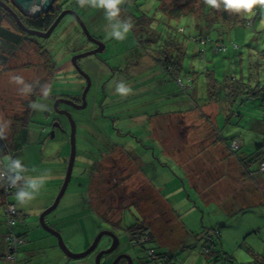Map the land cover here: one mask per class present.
<instances>
[{
	"label": "rangeland",
	"instance_id": "1",
	"mask_svg": "<svg viewBox=\"0 0 264 264\" xmlns=\"http://www.w3.org/2000/svg\"><path fill=\"white\" fill-rule=\"evenodd\" d=\"M128 1V9L135 14L148 13L154 18L156 27L171 31L173 27H183V31L188 34H191L189 29H196L193 15L178 18L164 16L159 0ZM57 3L63 9L74 10L90 34L105 46L102 51L79 59L91 83L86 93L85 107L70 108L76 124L75 160L70 181L57 207L44 217L46 223L60 232L66 246L73 253L85 250L99 231L112 230L119 244L111 252L102 255L101 264H109L120 253L130 255L132 264H160L149 262L150 257L139 252L138 246L132 245L121 227L134 222L135 218L144 213V209L148 210L146 206L149 205L151 211H154L153 215H156V225L163 228L156 233L159 243L177 242L181 238L178 236L180 230L186 237L188 235L184 231L204 229L206 232L209 229V235L215 229L220 232L221 246L217 248L221 256L217 261L213 258L216 253L206 254L204 251L205 240L192 239L188 247H180L177 251L175 248L170 249L174 254L173 263L263 264L264 174L257 175L256 179L246 178L241 181L239 163L224 145L234 147L231 137L236 134L242 139L236 154L247 156L255 149V143L263 138L260 130L263 122L258 119L261 108L264 109L263 96L250 100L245 98L244 93L236 97L232 104L227 96V85L232 82L233 75L242 78L249 87L264 85V12H258L257 16L246 20L244 25L221 27L222 33L217 37L225 43H237L240 47L236 50L229 48L217 53L208 44L201 41L192 43L181 33L177 34L187 49L181 73L183 84H180L170 79L157 62L136 46L132 31L124 41L110 39L103 10L81 8L76 0H58ZM68 21L67 27L70 29L66 33L63 29ZM78 27V22L70 14H65L48 37H31L41 46H46L54 62L51 79L49 62L40 58L30 44L23 45L15 60L10 61L9 67L0 72V123L12 145V154L7 153L1 161L9 155L18 157L28 169V175H39L47 171L52 177L30 205L20 206L15 200V194L10 195V200L27 215L23 223L13 226L19 232L27 230L26 240L18 248L15 264H95V249H105L110 242L107 235H102L93 251L80 258H69L59 248L56 237L39 224L41 211L51 204L60 190L71 151V121L67 114L52 109L53 99L63 97L78 101L85 78L77 73L72 64V49L81 53L94 46L84 32H77ZM209 34L212 37L217 35L216 31ZM200 47L201 52L198 53ZM189 54L192 56L189 57ZM187 63L191 65L189 72H185ZM15 77H21L25 84L33 86L32 92L41 94L50 80L47 88L50 89L49 95H36L32 101V105L36 104L38 108L47 105L48 110L39 111L32 107L31 117L26 127H23L24 130L20 126L18 128L14 121L21 116L27 100L31 98L30 94L21 91L24 85L18 84ZM120 81L127 83L134 94L118 100L115 86ZM41 83H44L42 88ZM209 83L214 88H210ZM121 109L122 112H119ZM160 114L163 117L170 114H176L179 118L182 116L181 124L189 125L186 129L181 126L174 134L171 129L170 136L168 133L161 135L165 142L171 139L174 141L175 138L183 140L178 154L182 158V166L161 153L148 129L150 121L158 119ZM177 121L175 124H178ZM210 124L213 125L212 130ZM215 126L221 138L219 141H216V131H213ZM152 130L157 131L156 127ZM185 130L189 131V135L194 133L198 136L192 139L190 135L184 140ZM200 137H205V140L198 142ZM113 148L122 154V158L118 154H115V158L126 169L130 168V157L137 156L138 170L142 168L162 200H165L163 197L168 198L165 203L173 209L172 214L174 211L178 214V221L184 225L183 230L171 220L169 210L163 212V206L157 209L160 201H154V190H151L144 178H140V172L133 173L125 181L128 190L131 186L137 190L134 192L136 200H139V211L135 207L124 210L118 227L111 226L97 213H93L89 174L99 170L92 184L99 187L102 184L98 189L101 191L96 195V203L101 211L102 206H105L107 186L106 179H99V175L108 173L109 179L113 181L127 171L121 168L119 171V166L110 168L111 158L108 160L106 156L107 151ZM95 162H99L98 169ZM203 163L211 174L200 175L202 181L198 183V170ZM250 168H255L254 163ZM227 172L236 176L237 181L228 178L225 175ZM118 215L112 217L117 219ZM7 230L5 213L1 207L0 264H14L1 254ZM188 242L189 238L185 244ZM170 246L174 247L173 244ZM117 264H125L124 259H119Z\"/></svg>",
	"mask_w": 264,
	"mask_h": 264
},
{
	"label": "trees",
	"instance_id": "2",
	"mask_svg": "<svg viewBox=\"0 0 264 264\" xmlns=\"http://www.w3.org/2000/svg\"><path fill=\"white\" fill-rule=\"evenodd\" d=\"M1 1L7 4L13 11L16 12L17 16L20 19L19 21L23 26L35 30H47L48 27L55 20L57 15L60 13V11L63 9V6L61 4H58L57 3L58 0H56L54 2L53 7L49 11L41 12L38 16L32 17L22 12L14 4L12 0H1ZM126 1L129 3L128 0ZM159 4H160L159 6L160 9L164 12L163 15L166 16L167 18L168 17L178 18L187 15H193V17L196 19V24H195L196 29L194 28L189 29V32L191 34H188L183 31L182 29L183 27L181 28L182 30L179 29L178 26L173 27L171 28L173 31L165 30L163 27H156L154 26V22H155L154 18H152L148 13L140 12L139 14L137 13L135 14L134 12H132L130 9L127 8L126 3L121 6L122 7L121 18L131 19L134 25L131 31L133 33L136 46L140 47L145 54L149 55L155 62H157V64H159V66L165 71V73L169 75L170 79L176 80L180 84H183L181 79V73L184 68L183 59L184 56L187 54L186 53L187 49L186 47H184L183 42L178 39L177 34L179 35L181 33L182 36L187 37L188 41L192 43L196 41H201L203 44H208L217 53L228 50L229 48L236 50L240 47L237 43L233 41H230L229 43H225L224 40H221L217 36L222 33L221 31L222 26L234 27L235 25L238 24L244 25L246 23V20H241L236 16L229 15L227 12H217L213 9H210L202 3V0H159ZM166 21H167L166 24H168V20ZM68 23L69 21L64 25L63 32L68 33V30L70 29V27H67ZM79 31L81 32L83 31L81 27L77 29V32ZM211 31H216L217 35L215 37H212V35L209 34ZM32 36H36V35L30 34L24 29H22L20 24L16 21L15 17L11 14V12L5 9L0 4V72L5 70L7 66L9 67L10 61L15 60L17 54L19 53V50L23 45L30 44L31 46H33V48H35V51L39 54L40 58H45L49 62L50 64L49 73L51 79L52 68H54V62L51 61L46 46L44 47L41 46L39 42H36L35 39L31 38ZM86 38L88 37L86 36ZM200 49L201 47L199 48L198 53L201 52ZM72 52H74L73 49ZM190 55L192 56V54H189V57ZM185 65L187 66V70L185 72H189V68L191 66L190 63H187ZM98 73L101 74V72ZM208 75L209 73H207V76ZM212 79L215 80V78ZM209 81L211 82V80ZM41 82L43 81L41 80ZM49 83L50 80L48 82V85H46L43 88V92L45 91V89L49 87ZM51 85L52 84H50V86ZM43 86L44 83H41L40 88H42ZM209 87L214 88V85H210L209 83ZM227 90L229 91L227 96H229L228 98L231 99L232 104L235 103L236 97L244 93H246L245 98L247 99L255 100L256 96L261 95L263 96L262 99L264 101V93H261L264 90V85L257 84L255 87H249L248 85L246 86L245 82L242 81V78L240 77L237 78L234 75L232 82H230L229 85H227ZM42 94L37 91H33L30 93L29 98L31 99L27 100L25 108L21 113V116L17 117L16 120L14 121L15 123H17L18 128L20 126L22 130H24L23 127H26L27 122L31 117L33 98L36 95H42ZM132 94H134V90H132ZM132 94H130L129 96H131ZM117 97L118 100L126 98L120 95H117ZM133 97H136V95ZM262 105H264V102L262 103ZM119 112H122V109L119 110ZM258 116H259L258 119L263 122V126L261 124L260 127L261 131L263 132V138L261 141L255 143V149H254L255 151L253 150L247 156H245L244 154L241 155L236 154L237 150L240 149L242 143V139L239 138L238 135L236 134L232 135L231 137L234 147L231 148L230 145L228 146V144L224 145L230 151V153L236 157V160L239 163V168L241 171L239 177L241 181L242 179L244 180L246 178L256 179L257 175L264 174V109L261 108L260 115ZM151 122H153V119L150 121V123ZM0 128H3L1 123H0ZM179 128L181 127L178 126L177 130H179ZM212 128L213 125L210 124V130H212ZM118 131H120L119 128ZM213 131H216L215 133L218 138L216 141H219L221 138L218 135L216 126H215V130ZM182 137L183 136H181V138ZM183 139L186 140L187 136L185 138L183 137ZM203 141L201 140L199 142H203ZM7 153L12 154V145L9 142L8 136L6 135V139H0V161ZM115 154H118L120 157L122 155L119 151L115 150L114 148L111 149L110 151H107L106 157H108V160L109 158H111L110 159L111 162L113 161L112 159L117 161V162L114 161V163H116L115 165H113V163H110L112 164L110 168L112 166H119L118 167L119 171L120 168L123 171L126 170L127 171L125 175H121V178L117 179L118 183L112 181L111 182L108 181V184L106 183V185L110 187L108 186L106 187L107 192L104 199L105 206L104 207L102 206L101 211L99 210L98 204L96 203V195L101 190H98L99 188L95 186L93 187L92 185L93 177L96 176V173L99 170H94L95 172L89 174L88 177V179H90L89 190L91 191V208H93L92 210L93 213L95 214L97 213L102 219H105L106 222L109 223L111 226L118 227V225L120 226V223L122 222V214L124 210H127L131 207H135L139 211V209L137 208V205H139L137 202L139 200H136L137 197L134 192L137 190L133 188L134 186L129 187L130 189L128 190L127 182H125L135 172H140L142 174L140 178L142 179L144 178L146 180L147 185H149V187L151 188V190H154V194H155L154 201H160V204H157V209L163 206V212H167V210H169L170 213H172L173 209L170 208L169 204L165 203L167 199L163 197V199L165 200H162L159 193L156 192V190L154 189V186L150 184L149 182L150 179H148L145 173H143L144 171L142 170V168L140 167L141 171L138 170L136 165V163L138 162L137 156L135 155L133 157H130V159H132L128 161V163H131L129 165L130 168L126 169L125 166H121L118 163L119 159L117 160V158H115ZM97 163L95 164V166L98 169ZM253 163L255 165V168L251 169L250 167L252 166ZM106 166L108 167V164ZM225 175L228 178H231L232 176L231 174L228 175V172ZM99 176L101 177V175ZM233 181H235V179ZM16 191L17 189L15 188L0 186V208L3 207L6 218V225L8 228L7 234L3 238V244L1 245L3 247L1 254L6 260L12 261L14 264L16 259L18 258L17 256L18 248L21 244L24 243V241L26 240L25 237L27 235V230L24 229V231L19 232L16 231L15 228H13V226L15 227L18 223L20 222L23 223L27 216L26 214H24L22 209L18 208L16 204L10 200V195L15 194ZM235 191H237L236 188ZM48 203H50V201ZM10 207H12L13 210L10 211L9 210ZM146 208H148V210L144 209L143 210L144 213L139 217L135 218L136 220L134 222H131L128 225H124L121 227L123 228L125 234L128 235V240L132 243V245L138 246L139 252H142V254H145L150 257L149 262L154 261L155 263L157 262L160 264H171V263L175 264L172 262V260H174V254L173 252L170 251L171 246L166 245V248L161 247V245L159 244V239L156 236V233L163 230V228L160 227L159 225H156V221H155L156 215H153L154 211H151L149 205H147ZM117 213H119V215L117 219H114L112 215L115 216ZM175 216L176 219L178 220V214H176ZM153 221L155 223H152ZM181 225L183 230L184 225L182 223ZM184 232L188 236L186 237L183 234H180L181 242H178L180 244V247L182 248L188 247L191 244L192 239L196 241H199V239L200 240L203 239L205 240L206 243L203 246L204 251H206V254L216 253L213 258L215 261L219 259L221 253H220V249H218L217 246H221V238H220V232L217 229L213 230V233L210 235L208 234L209 229L206 232L204 229L195 230V232L194 231L191 232L184 231ZM103 235H107V234H103ZM109 237L111 238V236ZM188 238L190 242L185 244ZM111 242H112V238H111ZM174 250L177 251L178 249H174ZM256 254L259 255L258 253ZM227 256L230 257V255L228 254ZM142 257L144 258L143 255ZM124 261L125 264H127V259H124Z\"/></svg>",
	"mask_w": 264,
	"mask_h": 264
},
{
	"label": "clouds",
	"instance_id": "3",
	"mask_svg": "<svg viewBox=\"0 0 264 264\" xmlns=\"http://www.w3.org/2000/svg\"><path fill=\"white\" fill-rule=\"evenodd\" d=\"M76 3L81 8L103 10L108 22L107 35L110 39L124 41L134 27L130 18H121V6L126 3V0H76ZM202 3L210 9L227 12L241 20H251L257 16L258 12H264V0H202ZM262 24H264V19H262ZM15 80L18 84L24 85L21 89L23 93L32 92L33 86L25 84L21 77H15ZM115 91L122 97L132 94V88L124 81L116 83ZM49 93L50 89H45L43 95L47 97ZM32 107L39 111L48 110L47 105L38 108L36 104H33ZM0 139H6L4 128H0ZM27 173L28 169L18 157L14 158L9 155L5 160L0 161V186L17 189L15 200L20 206L30 205L52 178L47 171L39 175H28ZM9 210L13 208L10 207Z\"/></svg>",
	"mask_w": 264,
	"mask_h": 264
},
{
	"label": "water",
	"instance_id": "4",
	"mask_svg": "<svg viewBox=\"0 0 264 264\" xmlns=\"http://www.w3.org/2000/svg\"><path fill=\"white\" fill-rule=\"evenodd\" d=\"M14 2V4L22 11L24 12L25 14L27 15H30L32 17H35V16H38L41 12H46V11H49L53 5H54V2L56 0H12ZM0 4L5 8L7 9L8 11L11 12V14L15 17L16 21L20 24L21 28L24 29L25 31H27L28 33L30 34H33V35H36V36H39V37H48L52 31L55 29L56 25L59 23V21L62 19V17L65 15V14H70L79 24V26L82 28L83 32L86 34V36L90 39H94L88 29L86 28L84 22L82 21V19L80 18V16L74 11V10H71V9H62L60 11V13L57 15V17L55 18V20L53 21V23L48 27L47 30H35V29H29V28H26L25 26H23L21 23H20V19L19 17L17 16L16 12L13 11L7 4H5L4 2H2L0 0ZM30 4H36V5H39V7L37 9H35L34 11L32 12H29L27 10V7L30 5ZM95 43L97 44V47L93 48V49H90V50H87V51H84V52H81V53H78L76 55H74L71 59H72V62L73 64L75 65L76 69L78 70V72L80 74H83L85 79H86V86L84 87L83 89V93H82V104L80 105H77L75 107L77 108H83L85 107L86 105V99H85V95L88 91V88L90 86V77L87 73H85L84 71H82V69L80 68L79 65L76 64V60L80 57H84V56H87V55H90V54H96L100 51L103 50L104 48V43L101 42L100 40H94ZM59 102H65V103H68V104H71L74 106V102L70 99H57L55 101V105H57ZM67 115L71 121V131H70V134H69V140H70V144H71V151H70V155H69V159H68V163H67V168H66V171H65V176H64V179H63V182L61 184V187H60V190L58 192V194L56 195V197L54 198L53 202L47 206L45 209H43L39 215V224L45 229L47 230L49 233L53 234L56 239H57V243H58V246L59 248L63 251L64 254H66L69 258H80V257H83L85 255H87L88 253H90L91 251H93L101 236L103 234H107L109 236H111L112 238V242H111V245L108 247V248H105V249H101L97 252L96 256H95V264H101L100 263V258L103 254L105 253H109L111 252L113 249H115L119 243V240H118V237L117 235L114 233V232H111L109 230H101L99 231L96 236L94 237L93 241L91 242V244L83 251L81 252H78V253H73L72 251L69 250V248L66 246L61 234L59 231H57L55 228L51 227L50 225H48L44 219L45 215L47 213H49L50 211H52L53 209H55L59 203V200L60 198L62 197L69 181H70V178H71V174H72V169H73V163H74V160H75V155H76V146H75V130H76V124H75V121L73 120V118L71 117V114L69 112H67ZM122 257H125L127 259V264H132V258L130 257V255L128 254H124V253H121V254H118L110 264H117V262L119 261V259H121Z\"/></svg>",
	"mask_w": 264,
	"mask_h": 264
},
{
	"label": "crops",
	"instance_id": "5",
	"mask_svg": "<svg viewBox=\"0 0 264 264\" xmlns=\"http://www.w3.org/2000/svg\"><path fill=\"white\" fill-rule=\"evenodd\" d=\"M211 115H212V113L210 114V116ZM157 117H158V119H156L153 122H151L150 125L148 126V129L151 130L150 132L152 133V135L155 138V139H153L156 142L155 144L159 147V149H160V151H161L162 154H164L165 156H169L171 159L175 160L177 163H179L182 166V164H181L182 158L178 154H179V151L181 149V147H180L181 141H183V140H180L179 138H175L174 141L171 139V141H167L166 140V142H165V139L163 137H161V135H167V133L170 136L171 133H169V131L171 129H173V134L176 133L177 127L178 126L179 127L183 126V124H181V121L183 122V120L181 118L182 116H180V118H179L178 115H176V114H170V115H166L165 117H163L160 114ZM170 117H173L174 119L173 118H170ZM176 120H178L177 121L178 122V126H177V124H175V121ZM188 126L189 125H184L183 128L186 129ZM154 127H156V130H157L156 132H154L152 130ZM167 130H168V132H167ZM190 135H191V138L192 139H194V138H196V136H198V135H194V133H190ZM190 135H189V131L188 130H185L184 136H187V138H188ZM204 138L205 137H200L199 140H198V142L201 141V140L202 141L205 140ZM158 155H160V154H158ZM209 171H210V169L207 168V167H205V165L203 163L201 165V167H199V170H198V178L200 177V175H203V174L204 175L211 174ZM190 172L192 174H194L193 173V170H190ZM213 173H216V171H214ZM228 175H229V173H228ZM231 178L233 180L235 179V182L237 181V177L236 176L232 175ZM200 181H202V180L199 178L198 183ZM199 187H200V185H199ZM175 215H176L175 212H173V214L171 213V217H170L171 220L174 221L176 224H178V225H180L182 227L181 223L176 219V216ZM178 230H180V229H178ZM180 234H183V232L181 230L179 231L178 236ZM179 240H180V238L177 239V242H169L168 243V241H164V242H160L159 244L161 245V247H164V248H166V245H172L173 244L174 247H171L172 250L174 248L175 249H179L180 248V244H177L179 242ZM175 243H176V245H175Z\"/></svg>",
	"mask_w": 264,
	"mask_h": 264
},
{
	"label": "flooded vegetation",
	"instance_id": "6",
	"mask_svg": "<svg viewBox=\"0 0 264 264\" xmlns=\"http://www.w3.org/2000/svg\"><path fill=\"white\" fill-rule=\"evenodd\" d=\"M83 32V31H82ZM94 39L92 40V39H88L90 42H92V43H94V46L92 47V48H90V49H93V48H95V47H97V44L95 43V41L94 40H97V39H95V37H93ZM73 53V55H72V57L74 56V55H76V54H78V53H80V52H72ZM79 59L80 58H78L77 60H76V64L77 65H79L80 66V68L82 69V71H84L83 70V68H82V66L79 64L80 63V61H79ZM71 61H72V59H71ZM72 64H73V62H72ZM73 66H74V68L76 69V67H75V65L73 64ZM77 70V69H76ZM85 72V71H84ZM77 73H79L78 72V70H77ZM85 73H87V72H85ZM80 74V73H79ZM78 75V74H77ZM81 75V77H84V75L83 74H80ZM85 78V77H84ZM85 85H86V79H85ZM85 85L82 87V92H81V97L78 99V101H76V100H73L72 99V101L74 102V106L73 105H71V104H68V103H65V102H59L57 105H55V101L57 100V99H69V98H63V97H58V98H55V99H53V110L55 111V112H62V114L64 115V114H67V112H69L70 113V108L71 107H73V108H77V107H75V106H77V105H80V104H82V102H83V100H82V93H83V89H84V87H85ZM85 97H86V95H85ZM70 100H71V98H70ZM77 109H81V108H77ZM71 114V113H70ZM113 161L111 162V163H113V165H115L116 163H114V159H112ZM115 162H117V161H115ZM112 165V164H111ZM100 179H106V182L105 183H107L108 184V181L109 182H111L112 180L111 179H109V174L108 173H106V174H101V178ZM112 182H115V183H118L117 182V179L116 180H113ZM93 185V184H92ZM110 185V184H109ZM94 186V185H93ZM101 186H102V184H101ZM100 186V187H101ZM106 186H108V185H106ZM95 187H98V188H100L99 186H95ZM108 187H110V186H108ZM111 232H113L112 230H110ZM109 237V236H108ZM110 238V237H109ZM110 244H111V238H110V242H109V244L107 245V246H105V248H107L108 246H110ZM95 250H97L96 251V253L99 251V250H101V249H95ZM121 254V253H120ZM117 256V255H116ZM115 256V257H116ZM114 257V258H115ZM101 258H102V256H101ZM100 258V259H101ZM123 259H126V258H123ZM112 262V261H111ZM110 262V263H111ZM109 263V264H110ZM157 263V262H156Z\"/></svg>",
	"mask_w": 264,
	"mask_h": 264
},
{
	"label": "bare ground",
	"instance_id": "7",
	"mask_svg": "<svg viewBox=\"0 0 264 264\" xmlns=\"http://www.w3.org/2000/svg\"><path fill=\"white\" fill-rule=\"evenodd\" d=\"M39 7V5H36V4H30L28 7H27V10L29 12H32L34 11L35 9H37Z\"/></svg>",
	"mask_w": 264,
	"mask_h": 264
}]
</instances>
